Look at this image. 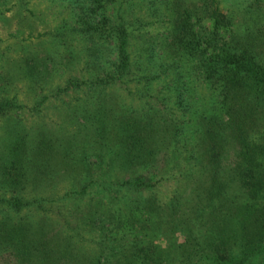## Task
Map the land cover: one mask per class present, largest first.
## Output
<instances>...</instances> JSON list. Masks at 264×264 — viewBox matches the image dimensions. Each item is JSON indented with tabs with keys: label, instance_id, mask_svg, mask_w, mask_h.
<instances>
[{
	"label": "trees",
	"instance_id": "obj_1",
	"mask_svg": "<svg viewBox=\"0 0 264 264\" xmlns=\"http://www.w3.org/2000/svg\"><path fill=\"white\" fill-rule=\"evenodd\" d=\"M7 13L27 30L1 73L31 93L0 95V205L70 202L100 233L86 252L3 215L10 252L264 264V0H0Z\"/></svg>",
	"mask_w": 264,
	"mask_h": 264
},
{
	"label": "rangeland",
	"instance_id": "obj_2",
	"mask_svg": "<svg viewBox=\"0 0 264 264\" xmlns=\"http://www.w3.org/2000/svg\"><path fill=\"white\" fill-rule=\"evenodd\" d=\"M22 21L23 16L18 13H7L0 19V86L3 87V89L0 90V95L18 92L20 99H23L24 96H29L31 91H28L23 77H17L18 69L16 67L15 69L12 67L7 68L6 74H4L6 69L2 73L1 70L5 66H8L7 63H9L10 58L13 59L18 57L17 52L12 49L11 45L13 43H18L23 38L25 34L24 31L27 30L20 26ZM19 27L23 32L17 35L18 38L14 39L10 37V33L13 34ZM32 115L33 113L28 112V114L24 116V118L27 119L26 123L32 120ZM174 185L173 181H164L161 185L157 186L155 194L159 200L161 199V201H163L170 198L174 190ZM63 187L65 188L66 185ZM4 192L5 189L0 187V194ZM62 192H64L63 188H61L59 193ZM3 205L4 204L0 205V223L4 221L2 219L3 215H8L13 218V220L15 219L16 221L14 222H19L18 218L23 215L24 221L22 223L24 227L27 229L30 227V230L36 228L39 230V236L43 235V239H51V243L63 242L67 239V236H72L74 237V244L77 245L76 247L86 252H94L97 249V243L100 244V233L98 230H90L89 223L87 222V226L84 224L85 222L82 221L81 217L88 213L87 210L82 211V206H72V204L68 202L65 204V208H57L55 205H46V203H43L41 207H36L31 212L29 208L21 209L18 213H15L19 216L17 218L16 215H13L14 213L10 212L8 207H2ZM0 234H2L0 244H3L7 241L8 235L4 232ZM35 235L38 236V234ZM3 245H5L7 249L0 250V264H30L28 261L24 260L25 257L23 256V252H21L23 250H18L17 252L10 249V252L8 247L11 246L12 243H5ZM35 245L38 247L37 244ZM99 250H106V248L104 246H99L97 251Z\"/></svg>",
	"mask_w": 264,
	"mask_h": 264
}]
</instances>
